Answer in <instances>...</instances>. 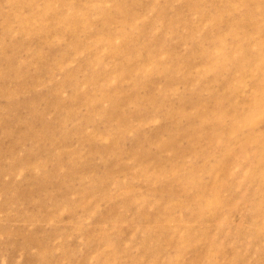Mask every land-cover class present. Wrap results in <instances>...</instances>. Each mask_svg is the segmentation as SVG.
Returning a JSON list of instances; mask_svg holds the SVG:
<instances>
[{"label": "rangeland", "instance_id": "obj_1", "mask_svg": "<svg viewBox=\"0 0 264 264\" xmlns=\"http://www.w3.org/2000/svg\"><path fill=\"white\" fill-rule=\"evenodd\" d=\"M256 145L264 0H0V264H264Z\"/></svg>", "mask_w": 264, "mask_h": 264}, {"label": "bare ground", "instance_id": "obj_2", "mask_svg": "<svg viewBox=\"0 0 264 264\" xmlns=\"http://www.w3.org/2000/svg\"><path fill=\"white\" fill-rule=\"evenodd\" d=\"M253 11V10H252ZM223 43V42H222ZM222 46V45H221ZM252 139H254V138H251V137H248V136H245V138H244V143L245 144H247L248 143V141H250L251 142V144H252V147H253V145H255L254 143V140L253 141H251ZM250 147H251V145H250ZM254 148H256L257 150H259L261 153L263 152V150H264V148H260V147H258L257 145H256V147H254Z\"/></svg>", "mask_w": 264, "mask_h": 264}]
</instances>
